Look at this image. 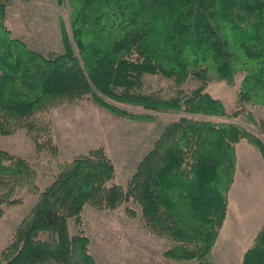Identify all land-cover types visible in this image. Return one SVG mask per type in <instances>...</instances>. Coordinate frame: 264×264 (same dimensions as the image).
<instances>
[{"label":"trees","instance_id":"1","mask_svg":"<svg viewBox=\"0 0 264 264\" xmlns=\"http://www.w3.org/2000/svg\"><path fill=\"white\" fill-rule=\"evenodd\" d=\"M11 3L0 0V135L25 128L37 152L55 157L53 125L40 113L81 99L128 119L165 111L175 117L124 184L111 180L114 163L101 145L55 159L43 187L32 159L0 149V218L23 200L17 188L36 194L0 249V264H96L84 206L115 208L130 199L146 230L167 240L164 257L209 264L236 143L248 141L264 159V118L254 108L264 106V0H66L61 49L47 52L12 34L5 22ZM238 73L236 104L228 109L206 85L232 84ZM146 74L172 79L176 90L147 91ZM190 78L198 83L186 91ZM69 216L79 226L73 234ZM241 264H264V222Z\"/></svg>","mask_w":264,"mask_h":264},{"label":"rangeland","instance_id":"2","mask_svg":"<svg viewBox=\"0 0 264 264\" xmlns=\"http://www.w3.org/2000/svg\"><path fill=\"white\" fill-rule=\"evenodd\" d=\"M62 21L67 25L66 0H12L5 19L13 35L21 37L29 47L41 52L61 49L59 24ZM240 78L241 74H236L232 84L224 80L209 81L206 89L219 97L229 109L236 104L235 91ZM197 83L196 79L190 78L183 87L188 91ZM145 89L170 95L176 86L170 78L146 74ZM254 108L257 116L264 118V106ZM41 115L48 117L53 125V139L58 146V155L55 157L44 150L37 152L25 128L0 135V149L34 161L40 187L51 181L49 173L56 170L55 159H70L100 145L114 163L115 171L111 180L124 184L162 127L175 117L174 113L165 111L157 112L151 120L128 119L85 99L57 105L41 112ZM16 195L22 197L21 203L6 206L0 218V249L36 199V194L24 188H17ZM127 207L134 208L138 214L131 217L126 213ZM139 212V204L132 199L122 201L115 208L97 209L90 204L84 206L82 225L90 237V249L96 264H118L125 257L127 260L139 257L141 264L196 262L195 259L163 261L160 252L167 240L147 231ZM67 222L70 233L79 231L73 216H69Z\"/></svg>","mask_w":264,"mask_h":264},{"label":"crops","instance_id":"3","mask_svg":"<svg viewBox=\"0 0 264 264\" xmlns=\"http://www.w3.org/2000/svg\"><path fill=\"white\" fill-rule=\"evenodd\" d=\"M235 152L234 180L227 194L226 215L207 256L212 264H241L243 252L264 222V159L258 148L246 140L236 143ZM162 250L163 261L173 262L162 256ZM118 264L141 263L139 257L129 260L125 257Z\"/></svg>","mask_w":264,"mask_h":264}]
</instances>
